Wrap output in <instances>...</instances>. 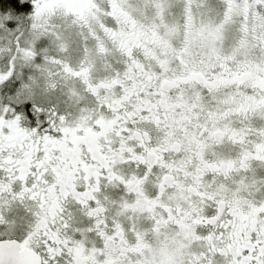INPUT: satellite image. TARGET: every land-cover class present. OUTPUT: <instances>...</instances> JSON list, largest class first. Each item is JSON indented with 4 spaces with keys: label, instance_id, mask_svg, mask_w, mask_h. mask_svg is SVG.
Masks as SVG:
<instances>
[{
    "label": "flooded vegetation",
    "instance_id": "obj_1",
    "mask_svg": "<svg viewBox=\"0 0 264 264\" xmlns=\"http://www.w3.org/2000/svg\"><path fill=\"white\" fill-rule=\"evenodd\" d=\"M17 1H0V241L43 264H264L259 4L198 0L167 32L131 0Z\"/></svg>",
    "mask_w": 264,
    "mask_h": 264
},
{
    "label": "rangeland",
    "instance_id": "obj_2",
    "mask_svg": "<svg viewBox=\"0 0 264 264\" xmlns=\"http://www.w3.org/2000/svg\"><path fill=\"white\" fill-rule=\"evenodd\" d=\"M198 0H131L130 6H128L127 11L129 13L128 16L132 18V16H135L137 18H140L141 15H151L153 20L149 21L150 24H153L157 26L160 30H164L167 32H176V31H182L183 28H175L170 27L168 28V23L166 22V19L168 16H182V19L185 20L188 27L190 26V23L188 21L189 16L192 17V12H195L196 8H199V5H195V3ZM255 3L259 4L257 17H258V35L264 36V0H254ZM52 8L48 0H45L42 5L38 6V11H41L42 9H50ZM141 19V18H140ZM168 28V30H167ZM162 30V31H163ZM170 37L168 39L172 40L171 34L169 33ZM212 35L215 37H220V33L217 27L212 28ZM230 37H234V35H231ZM238 38L240 36L238 35ZM93 42V41H92ZM95 46H90L86 50L81 51V55H94L97 53V51L100 49L96 43H94ZM44 51H56V48L53 46L44 47ZM70 51V54L75 53L77 49H81L80 44L77 46H68L66 47ZM24 55L31 54V48L26 47ZM80 53L77 52V54ZM17 63H21L22 59L15 61ZM77 98L75 96H67L66 97V103L68 105H75L77 104ZM5 123V121H4Z\"/></svg>",
    "mask_w": 264,
    "mask_h": 264
},
{
    "label": "water",
    "instance_id": "obj_3",
    "mask_svg": "<svg viewBox=\"0 0 264 264\" xmlns=\"http://www.w3.org/2000/svg\"><path fill=\"white\" fill-rule=\"evenodd\" d=\"M0 264H43L41 257L31 252H22L14 240L0 241Z\"/></svg>",
    "mask_w": 264,
    "mask_h": 264
},
{
    "label": "trees",
    "instance_id": "obj_4",
    "mask_svg": "<svg viewBox=\"0 0 264 264\" xmlns=\"http://www.w3.org/2000/svg\"><path fill=\"white\" fill-rule=\"evenodd\" d=\"M4 8H15L18 6V1L17 0H0ZM68 96V95H67ZM66 96V97H67Z\"/></svg>",
    "mask_w": 264,
    "mask_h": 264
}]
</instances>
